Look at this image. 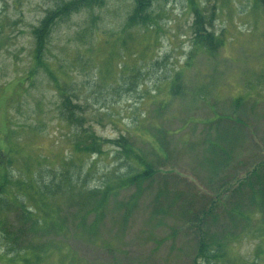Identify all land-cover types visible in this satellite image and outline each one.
Here are the masks:
<instances>
[{
  "label": "rangeland",
  "instance_id": "1",
  "mask_svg": "<svg viewBox=\"0 0 264 264\" xmlns=\"http://www.w3.org/2000/svg\"><path fill=\"white\" fill-rule=\"evenodd\" d=\"M74 1L0 0V148L8 169L23 179L39 175L42 183L64 172L81 189H93L122 172L114 142L125 138L163 176L141 188L125 223L132 188L111 196L97 240L44 233L42 242L57 249L29 264H193L195 245L172 194L192 193L197 210L201 199H217L222 177L233 174L232 189L248 175L264 176V0H194L207 30L221 40L214 54L192 46L188 0H143L140 13L135 0H79L78 12L53 15L42 65H35L33 30ZM63 104L77 123L65 120ZM85 130L110 142L99 156L76 145ZM211 144L230 150V164L217 171L210 163L222 154L214 146V156ZM163 177L167 201L158 192ZM157 201L173 206L172 216H153ZM76 211L69 208L67 218ZM247 217L260 222L264 214L256 209ZM248 226L226 244L229 264H264L259 225ZM9 258L0 255V264H21Z\"/></svg>",
  "mask_w": 264,
  "mask_h": 264
},
{
  "label": "trees",
  "instance_id": "2",
  "mask_svg": "<svg viewBox=\"0 0 264 264\" xmlns=\"http://www.w3.org/2000/svg\"><path fill=\"white\" fill-rule=\"evenodd\" d=\"M78 1L69 2L62 9H57L51 15L44 17L40 22V26L33 30L36 40L33 56L35 65H42L43 45L45 37L53 26V19H55L53 15L68 17V15L78 12L82 7V4ZM188 3L194 16L191 26L193 48L195 50L210 51L214 54L216 48L221 47V40H217L214 34L207 30L205 17L199 10V5H195L194 0H188ZM144 9L143 0H135V11L140 13ZM137 22L147 26L151 20L150 18L139 17ZM209 26L211 27V23H209ZM70 105L63 104L64 111H62V115L72 125L77 121L69 112H66L67 109L70 111ZM3 142L5 144V141ZM108 143L110 142L90 135V132L85 130L84 133L80 132L76 145L82 153L99 156L103 153L105 144ZM114 144L120 149V152H116V155H120L122 158L123 170L121 173L109 174L105 179L106 183L104 181V184L102 183V185L93 189H85L84 187L81 189L78 186V180L73 181L74 179L68 178L64 172L59 181L45 183H42L39 175L37 177L31 175L28 179L16 176L11 169H8V167H12L11 162L4 159L5 154L0 148V251L2 252L0 255L10 257V261L20 259L21 264H29L30 258L34 257L31 259L34 261L50 249H57V245L53 246L51 242V244L42 242L44 233L65 237L66 239H75V236L78 235L79 237L84 236L91 240H97V225L104 217L103 213H107L106 204L112 198L111 196L116 198L121 192L132 188L134 192L128 197L125 204V223L126 219L136 209L138 197L142 194L141 188L146 183H153L155 175L162 174H160V170L155 171L152 164L136 154L125 138L116 140ZM210 146L213 147L212 153L214 156L216 155L214 152L217 151L214 146L222 154V157L217 155L214 158V163H210L213 171H217L223 162L230 164V154H228L230 150L216 144ZM164 161L165 159H163ZM234 178L233 174L229 178L222 177L217 186L215 196L217 199L207 200V202L201 199L200 203L202 202V205H199L197 210L192 193L177 192L172 194L173 200L178 199L181 202L178 214L183 219L184 234H188L195 245L193 264H229L226 261L228 258L226 244L234 239L236 235L242 234L244 229L250 227L248 225L250 223L252 225L253 222H255V225H259L258 232L261 234L257 254L264 252V249L261 248H264V218L257 222L259 216L253 221H250V218L247 217V213L254 212L256 209L264 214V176L258 173L257 175L254 174V177L250 175L249 178L248 175L246 178L237 180L236 185L230 189ZM160 188L158 192L160 190L164 191L160 199L167 201V196H170V194L165 180H163ZM223 190L228 195L229 200L218 199L217 195ZM34 195H37V199L35 202H31ZM57 199L60 200L59 205L56 203ZM159 201L153 206L152 215H158L161 218L172 216L173 206L167 205L165 207V203L158 206ZM116 206L121 209L122 205L117 203ZM71 207L78 209L73 220L68 219V215H66ZM40 214H42V217ZM10 217L13 218L12 222L9 220ZM44 218H48V224H42ZM88 218L92 222L88 223ZM174 235L175 232L172 236ZM37 238H40V240L38 239L36 242Z\"/></svg>",
  "mask_w": 264,
  "mask_h": 264
}]
</instances>
